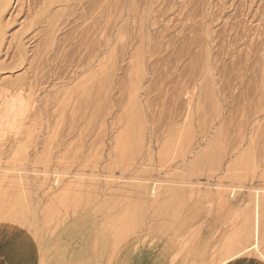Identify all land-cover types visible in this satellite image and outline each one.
I'll return each mask as SVG.
<instances>
[{
	"label": "rangeland",
	"instance_id": "rangeland-1",
	"mask_svg": "<svg viewBox=\"0 0 264 264\" xmlns=\"http://www.w3.org/2000/svg\"><path fill=\"white\" fill-rule=\"evenodd\" d=\"M72 1L12 0L3 13L0 77L24 92L0 99V168L28 172L37 205L33 223L0 221V261L21 239L31 264L54 246L66 264L211 263L264 188V0ZM129 119L144 138L121 154ZM74 174H97L95 188L56 208Z\"/></svg>",
	"mask_w": 264,
	"mask_h": 264
},
{
	"label": "bare ground",
	"instance_id": "bare-ground-1",
	"mask_svg": "<svg viewBox=\"0 0 264 264\" xmlns=\"http://www.w3.org/2000/svg\"><path fill=\"white\" fill-rule=\"evenodd\" d=\"M52 1V0H51ZM54 1V0H53ZM75 1V0H74ZM72 1V2H74ZM78 1V0H77ZM12 0H0V51H1V47H3L4 43H5V40H6V37H5V26L4 23H3V13L4 11L8 8V6L11 4ZM48 2V1H47ZM60 3V2H59ZM17 8V7H16ZM72 8V7H71ZM70 8V9H71ZM11 9V8H10ZM67 9V8H66ZM45 10V8H44ZM52 14V13H51ZM55 16V15H54ZM51 17V16H50ZM9 18V17H8ZM11 18V16H10ZM13 18V17H12ZM53 20V19H52ZM51 20V21H52ZM47 22V21H46ZM45 22V23H46ZM9 23V22H8ZM49 25V24H48ZM45 27V26H44ZM140 27V25H139ZM48 28V27H47ZM46 28V30H47ZM45 30V29H43ZM130 30V29H129ZM132 30V29H131ZM139 31V29H138ZM148 34V33H147ZM121 35V34H119ZM131 35V34H130ZM141 35V34H140ZM46 36V35H45ZM146 36V35H145ZM140 37V36H139ZM10 40V39H9ZM139 40V39H138ZM48 43V42H47ZM138 43V42H137ZM141 43V41H140ZM144 43V42H143ZM18 44V42H17ZM51 44V43H50ZM143 45V44H142ZM141 45V46H142ZM139 45H137L136 47H138ZM145 47V46H143ZM142 48V47H141ZM138 50V48L136 49ZM139 51V50H138ZM138 51H136L138 53ZM207 51V50H206ZM129 52V51H128ZM133 52V51H132ZM131 52V53H132ZM143 52V51H142ZM111 53V52H110ZM130 53V55H131ZM135 53V52H134ZM136 53V54H137ZM108 54V53H107ZM122 54V53H121ZM110 55V54H109ZM108 55V56H109ZM115 55V54H114ZM113 55V56H114ZM121 57V56H120ZM129 57V56H128ZM132 60L134 59V56H132ZM203 57V56H202ZM201 57V59H202ZM4 58V56H3ZM107 58V57H106ZM206 58V57H205ZM20 59V58H19ZM111 59V58H110ZM114 59V58H113ZM131 59V58H129ZM21 60V59H20ZM106 60V59H104ZM112 60V59H111ZM140 61V60H139ZM2 62V61H1ZM100 62V61H99ZM105 62V61H104ZM146 62V61H144ZM96 63V62H95ZM107 63V62H106ZM105 63V66L107 65L108 66V63L106 64ZM197 63V62H196ZM201 63V62H200ZM104 64V63H103ZM111 64V63H110ZM128 65V64H127ZM131 65V64H130ZM104 66V65H103ZM110 66V65H109ZM112 66V64H111ZM132 66V65H131ZM138 64L135 65V67L137 68ZM202 66V65H201ZM100 67V66H99ZM207 67V66H206ZM210 67V66H209ZM101 68V67H100ZM106 68V67H105ZM99 69V68H98ZM138 69V68H137ZM147 69V68H146ZM209 69V68H208ZM212 69V68H211ZM91 70V69H90ZM97 70V69H95ZM94 70V71H95ZM105 70V72H107V68L106 69H102V75L98 72L95 76H97L98 74H100L102 77L103 76V72ZM137 71V70H136ZM210 71V70H209ZM89 72V71H88ZM144 72V71H143ZM90 73V72H89ZM88 73V74H89ZM135 73L137 74L136 72H132V74ZM85 74V73H84ZM109 74V72L107 73ZM105 74V77L106 75ZM207 74V73H206ZM22 75V74H21ZM86 75V74H85ZM142 75V74H141ZM1 76V75H0ZM19 76V75H18ZM24 76V75H23ZM138 76V75H137ZM136 76V77H137ZM5 77V76H3ZM3 77H0V99H3V98H6V97H9L11 95H14L15 98L18 97V93L19 92H24L22 91V84H20L21 82L19 80V77L18 79L16 78V76H14V78H12L11 76L10 77H6L5 79ZM22 77V76H21ZM88 77V76H87ZM104 77V76H103ZM109 77V75H108ZM135 77V76H133ZM131 77V79L133 78ZM86 78V77H85ZM110 78V77H109ZM108 78V79H109ZM29 80V79H27ZM77 80V79H75ZM84 80V79H83ZM86 80V79H85ZM95 82L97 81V78L94 79ZM98 80H102V78L98 79ZM138 80V78L136 79ZM142 80V79H141ZM211 80V79H210ZM20 83H19V82ZM91 81V80H90ZM93 81V80H92ZM132 81L134 80H131L130 82L132 83ZM26 82V81H25ZM30 82V81H28ZM135 82V81H134ZM31 83V82H30ZM91 83V82H90ZM33 84V83H32ZM92 84V83H91ZM91 84H89L91 86ZM100 84V83H99ZM107 84V83H106ZM109 84V83H108ZM31 85V84H30ZM111 85V84H110ZM210 85V84H209ZM32 86V85H31ZM89 86V87H90ZM203 86V85H202ZM104 89H105V86H103ZM133 87V86H132ZM137 87H139L137 85ZM204 87V86H203ZM202 87V88H203ZM207 87V86H206ZM211 88V86H209ZM10 88V89H9ZM83 88V87H82ZM85 89L83 90L85 92L86 90V87H84ZM201 88V87H200ZM201 88V89H202ZM208 88V87H207ZM90 89V88H89ZM134 91H136L137 88H132ZM132 89H131V92H132ZM205 89V88H204ZM209 89V88H208ZM207 89V91H208ZM211 90V89H210ZM209 90V91H210ZM212 91V90H211ZM201 92V91H200ZM206 92V91H205ZM34 94V93H33ZM202 94V93H201ZM207 95V93H206ZM209 95V94H208ZM212 95H213V92H212ZM31 96V94H30ZM29 96V97H30ZM202 97V95H200ZM33 97V96H32ZM88 97V95L86 96ZM200 97V98H201ZM205 97V95H204ZM214 97V96H213ZM130 98H132V110H133V113L135 114L134 116H136L138 113V101H137V97H136V94H133ZM32 99V98H31ZM86 98H84L85 100ZM206 99V98H205ZM210 99V98H208ZM209 101V100H208ZM207 101V102H208ZM216 102V100H214ZM213 101V102H214ZM204 102V101H203ZM214 102V103H215ZM210 103V101H209ZM208 103V104H209ZM33 101L28 99V109H31L33 107ZM72 105V104H71ZM215 106V105H214ZM144 107V106H143ZM131 108V107H130ZM141 111V109H139ZM142 112V111H141ZM131 113V112H129ZM138 116V115H137ZM132 118V117H131ZM125 120H128V119H125ZM130 120V119H129ZM136 122V121H135ZM134 122V123H135ZM128 123V124H127ZM134 123L131 122H126L127 126L125 127L122 135L120 136L121 138H119L118 142H117V149L119 147V153L121 154H125L126 152H128L130 149L131 145L130 144V140H131V137H134V133L138 134V135H141L142 136V131H143V128L141 126H138V128L134 127ZM147 123V122H146ZM125 124V125H126ZM146 125V124H145ZM124 128V127H123ZM144 132V131H143ZM146 132V131H145ZM136 134V135H137ZM143 137V136H142ZM141 138V137H140ZM144 138V137H143ZM136 139L139 140V138L136 137ZM142 140V139H141ZM140 140V141H141ZM149 140V139H147ZM135 141V140H133ZM138 141V142H140ZM143 141V140H142ZM137 143V142H136ZM135 144V143H134ZM133 144V145H134ZM141 144V143H140ZM44 145V144H43ZM68 146V145H67ZM146 146V145H145ZM64 148L66 147L65 145L63 146ZM70 147V146H69ZM136 146H134L135 148ZM139 147V146H138ZM75 147H73L72 149L74 150ZM46 149V148H45ZM71 149V148H70ZM76 149H78V147H76ZM75 149V150H76ZM137 149V148H136ZM68 150V149H67ZM72 150V151H73ZM152 150V149H151ZM45 152V151H44ZM74 152V151H73ZM72 152V153H73ZM77 153V152H76ZM137 153V151H136ZM120 154V155H121ZM140 154V153H139ZM138 154V155H139ZM72 155V154H71ZM132 155V154H131ZM59 156V155H58ZM134 156V155H133ZM147 156V155H146ZM127 157H128V154H127ZM136 157V156H135ZM51 158V157H50ZM138 158V157H137ZM149 158V157H148ZM154 158V157H153ZM201 158V157H200ZM60 159V158H59ZM71 159V158H70ZM126 159V158H125ZM129 159V158H128ZM134 159V158H133ZM216 159V158H215ZM58 160V158H57ZM143 160V159H142ZM244 160V159H243ZM243 160L240 161L237 165L240 164V166L242 165L243 167L247 166V163H243ZM128 161V160H127ZM198 161V160H197ZM212 161V159H211ZM58 162V161H57ZM56 162V163H57ZM134 163V161H133ZM125 164V163H124ZM199 164V163H198ZM197 165V164H196ZM203 165V164H202ZM2 165H0L1 167ZM24 166V165H23ZM22 166V167H23ZM238 166V167H240ZM241 166V167H242ZM129 167V166H128ZM24 168V167H23ZM198 168V167H197ZM219 168V167H218ZM234 168V166H233ZM236 168V167H235ZM25 169V168H24ZM45 169V168H44ZM230 169V167H229ZM232 169V167H231ZM230 169V170H231ZM46 170V169H45ZM199 170V169H198ZM241 170V169H240ZM93 171V170H92ZM96 171V170H95ZM242 171H244L242 169ZM246 171V170H245ZM9 172H11L12 174L10 175ZM28 173V172H27ZM26 173V174H27ZM36 174V172H33V174ZM24 173V170L23 169H9L7 167H4V168H0V221H8V222H11V223H15V224H18L20 225V223H27L29 224V222H31V220L35 217H33V212H34V208H33V203L31 202V198H30V195H29V191L26 189V186H28V181H27V176ZM34 174V176H36ZM236 174V173H235ZM239 174V173H238ZM55 175V174H54ZM94 175V174H93ZM90 176L88 177L87 179L84 180V177L85 176H79V175H76L74 174V176H72L73 178H68V182L69 185H67V188L65 189L64 193H63V196L53 205L55 206L56 208L57 207H67V204L70 200L72 201H79V199L81 198V192L83 191V188L84 186H87L86 188H92L94 187V179L92 178L93 177ZM97 175V174H96ZM94 175V176H96ZM43 177L40 178V180H45L46 181V178H47V170L43 172L42 174ZM38 177V175H37ZM36 177V178H37ZM66 178V177H65ZM86 178V177H85ZM234 178V176H233ZM70 179V181H69ZM29 180V178H28ZM64 179H61L58 175H55L51 178V181H52V186L53 188L57 185V184H60V185H63V181ZM67 180V179H66ZM94 182V183H93ZM219 182V181H218ZM28 183V184H27ZM27 184V185H26ZM64 184V185H65ZM32 185V184H31ZM189 185V184H188ZM220 183L217 184V188L220 187ZM135 187L137 188H141V185L140 184H137V185H134ZM181 186V184H180ZM184 186V185H183ZM198 186V185H196ZM179 187V185H178ZM32 188V186L30 187ZM85 188V190H87ZM95 188V187H94ZM174 188H177L176 186ZM181 188V187H180ZM93 189V188H92ZM168 189V187H167ZM170 189V188H169ZM193 189V185H192V188L190 187V190ZM197 189V188H195ZM32 190V189H31ZM82 190V191H81ZM84 190V191H85ZM170 191V190H169ZM179 191V190H178ZM177 191V192H178ZM95 192V191H94ZM131 192H133L131 190ZM140 192V191H139ZM175 192V191H174ZM137 193V191H136ZM142 193V192H140ZM100 194V193H99ZM155 195H159V192H156L154 193ZM181 194V193H180ZM188 194V193H187ZM39 195V194H38ZM133 195V194H132ZM139 195V194H137ZM166 195V194H165ZM171 195H172V192H171ZM32 196V194H31ZM91 196V195H90ZM175 196V195H174ZM251 199L248 201V203L245 205L244 209H243V215L245 214V212H247V215L244 216V219L242 220V222L240 223V227L238 228V230L236 231L237 233V238L234 240V236H227L225 237L222 242H221V246L219 248L220 250V254L218 256V258L216 260H211V263L210 262H206L207 264H226L228 261H230L231 259H234L236 257H242L244 255H254L258 258V260L262 261L260 259V255L258 254L257 252V244L259 246V249L261 252H264V223L262 224V221H261V213L262 211H264V188H260V189H252V192H251ZM33 197V196H32ZM93 197V196H92ZM91 197V198H92ZM98 197V196H97ZM163 197L164 194H163ZM171 196L169 195V198ZM167 198V197H165ZM36 199V198H35ZM131 199V198H130ZM139 199V198H138ZM168 199V198H167ZM165 200L163 199L162 202L160 203L158 209L160 211L161 208H165L167 204H170L168 203L169 200ZM40 200V199H39ZM82 200V199H81ZM90 202L93 201V200H89ZM99 201V200H98ZM89 202V203H90ZM171 202V201H170ZM36 205H37V202H35ZM35 205V204H34ZM35 205V206H36ZM144 205V202L143 200L141 201V206ZM175 205V204H174ZM137 207H140L139 205ZM56 208L52 207L49 211H48V214H54L56 213L57 211L55 210ZM66 209V208H65ZM133 209V208H132ZM138 210V208H136ZM134 209V210H136ZM166 209V208H165ZM164 209V210H165ZM64 210V209H63ZM136 210V211H137ZM163 210V211H164ZM61 211V210H60ZM59 211V212H60ZM166 211H168V208L166 209ZM165 211V212H166ZM138 212V211H137ZM169 212H170V209H169ZM134 213V212H133ZM58 214V213H57ZM56 214V215H57ZM35 215V214H34ZM136 215V213H135ZM138 216V215H137ZM139 217V216H138ZM7 222V223H8ZM33 223V222H31ZM124 224V223H122ZM137 225V224H136ZM132 226V225H131ZM137 227V226H136ZM108 229V228H107ZM122 229V228H121ZM132 228H130L131 230ZM34 230V229H33ZM114 230V229H113ZM125 231V230H124ZM15 233L14 231L12 232V234ZM123 233V232H122ZM125 233V232H124ZM123 233V234H124ZM128 233V235L130 234L129 232H126ZM125 233V234H126ZM132 235V234H130ZM124 237H126V235H124ZM124 237H122L124 239ZM121 238V237H120ZM114 239V238H113ZM234 240V241H233ZM122 241V240H121ZM124 241V240H123ZM113 244V243H112ZM119 244V242L116 243V245ZM33 246L31 245V243L29 242H26V241H22L21 239L15 241L13 244L11 245H7V247L4 249V255L6 256V260L4 263L2 264H31V255H33ZM36 247V246H35ZM55 249H56V253L55 254H52V255H55L53 257V260H50L49 259V255L47 256H42L41 258L38 259V262L37 264H66V260H65V248L62 247V246H59L56 248V246H54ZM66 247V246H65ZM136 247V246H135ZM167 247V246H166ZM116 248V247H115ZM135 249V248H134ZM249 249H251V251H249ZM115 250V249H113ZM55 251V250H54ZM114 252V251H113ZM244 253L243 255H241V253ZM97 253V252H96ZM163 253V252H162ZM179 253V252H178ZM177 253V254H178ZM171 254V253H170ZM176 254V253H175ZM113 255V254H112ZM98 256V255H97ZM172 256V255H171ZM99 257V256H98ZM100 257H102L100 255ZM178 257H179V254H178ZM182 257V256H181ZM180 257V258H181ZM245 257V256H244ZM252 257V256H251ZM52 258V257H51ZM169 258V257H168ZM112 259V258H111ZM166 259V258H165ZM164 259V260H165ZM171 259V258H170ZM168 259V260H170ZM30 260V261H29ZM80 260V259H78ZM76 261L75 263L76 264H79L78 262L79 261ZM99 260V259H98ZM110 260V258H109ZM173 260V258H172ZM175 260H176V256H175ZM111 261V260H110ZM158 261V260H157ZM167 261V259H166ZM174 261V260H173ZM194 261V260H193ZM30 262V263H29ZM70 262V261H69ZM96 262V261H95ZM109 262V261H108ZM188 262V261H187ZM232 262V261H231ZM264 263V261H262ZM182 263V261H181ZM189 263V262H188ZM71 264V263H70ZM111 264V263H109ZM114 264V263H113ZM115 264H119V263H115ZM190 264H202V263H190Z\"/></svg>",
	"mask_w": 264,
	"mask_h": 264
},
{
	"label": "crops",
	"instance_id": "crops-1",
	"mask_svg": "<svg viewBox=\"0 0 264 264\" xmlns=\"http://www.w3.org/2000/svg\"><path fill=\"white\" fill-rule=\"evenodd\" d=\"M2 255L4 254V252H1ZM258 257L254 256L252 258H241V259H237L234 260L232 262H227L226 264H264L262 261L256 259ZM6 260V258L3 261H0V264L4 263Z\"/></svg>",
	"mask_w": 264,
	"mask_h": 264
},
{
	"label": "snow or ice",
	"instance_id": "snow-or-ice-1",
	"mask_svg": "<svg viewBox=\"0 0 264 264\" xmlns=\"http://www.w3.org/2000/svg\"><path fill=\"white\" fill-rule=\"evenodd\" d=\"M249 251H251V249H249ZM257 252H258V254L260 255V259H261L262 261H264V252H261V251H260L258 244H257ZM243 254H244V253L242 252L241 255H243Z\"/></svg>",
	"mask_w": 264,
	"mask_h": 264
}]
</instances>
